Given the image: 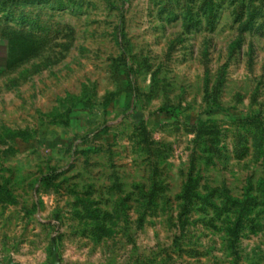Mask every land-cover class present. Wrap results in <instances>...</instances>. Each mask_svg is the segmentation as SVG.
<instances>
[{"label": "rangeland", "instance_id": "1", "mask_svg": "<svg viewBox=\"0 0 264 264\" xmlns=\"http://www.w3.org/2000/svg\"><path fill=\"white\" fill-rule=\"evenodd\" d=\"M54 257L264 264V0H0V263Z\"/></svg>", "mask_w": 264, "mask_h": 264}, {"label": "water", "instance_id": "2", "mask_svg": "<svg viewBox=\"0 0 264 264\" xmlns=\"http://www.w3.org/2000/svg\"><path fill=\"white\" fill-rule=\"evenodd\" d=\"M0 264H22V263H20V262H16V261H14V260H9V261L6 262V263H0ZM52 264H57L56 257L53 258Z\"/></svg>", "mask_w": 264, "mask_h": 264}, {"label": "trees", "instance_id": "3", "mask_svg": "<svg viewBox=\"0 0 264 264\" xmlns=\"http://www.w3.org/2000/svg\"><path fill=\"white\" fill-rule=\"evenodd\" d=\"M238 224V223H237Z\"/></svg>", "mask_w": 264, "mask_h": 264}]
</instances>
